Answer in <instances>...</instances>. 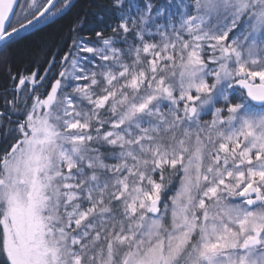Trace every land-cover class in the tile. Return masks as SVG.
I'll use <instances>...</instances> for the list:
<instances>
[{
    "label": "snow or ice",
    "instance_id": "1",
    "mask_svg": "<svg viewBox=\"0 0 264 264\" xmlns=\"http://www.w3.org/2000/svg\"><path fill=\"white\" fill-rule=\"evenodd\" d=\"M0 264H264V0H0Z\"/></svg>",
    "mask_w": 264,
    "mask_h": 264
},
{
    "label": "trees",
    "instance_id": "2",
    "mask_svg": "<svg viewBox=\"0 0 264 264\" xmlns=\"http://www.w3.org/2000/svg\"><path fill=\"white\" fill-rule=\"evenodd\" d=\"M18 59L22 64H26L31 59L30 56L24 55V54H18Z\"/></svg>",
    "mask_w": 264,
    "mask_h": 264
}]
</instances>
